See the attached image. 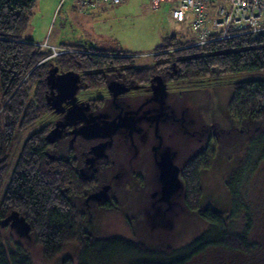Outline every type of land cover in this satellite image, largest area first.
<instances>
[{
    "label": "water",
    "instance_id": "water-1",
    "mask_svg": "<svg viewBox=\"0 0 264 264\" xmlns=\"http://www.w3.org/2000/svg\"><path fill=\"white\" fill-rule=\"evenodd\" d=\"M72 1L65 0L59 6L58 0L55 14ZM55 57L42 62H47L41 81L46 85L44 101L48 109L38 122L54 123L46 140H95L84 152L80 173L85 177L98 171L101 160L113 162L112 175L96 189L86 197L69 198L72 205L82 206L85 212L86 235L97 241L121 239L148 248L180 249L208 229L209 222L203 215L207 208L223 214L226 221L232 209L228 178L238 168L249 139L262 122H241L231 112L234 84L239 81L236 76L221 74L214 68L205 77L178 78L177 63L172 61L165 72L154 73L147 81L111 75L104 87L88 89L83 72L62 67ZM169 74L175 77L169 78ZM98 97L104 104L92 110L90 101ZM212 138L214 160L200 171L199 207L190 208L184 198L187 186L183 167L188 159L202 153ZM114 146L119 150L111 156ZM131 169L147 176L149 185L126 192L123 186ZM112 188L116 189L117 204L111 208L100 206L110 198ZM0 230L5 238L13 237L22 247H37L32 251L33 264H46L47 258L38 248L42 245L35 244L31 224L18 210L0 217ZM81 243H64L50 264H63L67 258L78 264Z\"/></svg>",
    "mask_w": 264,
    "mask_h": 264
},
{
    "label": "trees",
    "instance_id": "trees-1",
    "mask_svg": "<svg viewBox=\"0 0 264 264\" xmlns=\"http://www.w3.org/2000/svg\"><path fill=\"white\" fill-rule=\"evenodd\" d=\"M36 1L0 0V217L10 210H18L31 224L35 244H42L44 247L38 248L44 256L50 257L61 249L64 243L80 240L81 219L73 215L74 209L66 203L61 194L68 179L78 185L79 178L68 162H52L47 159L45 151L48 144L44 137L46 129L30 137L20 149L16 161L12 160L17 150H14L13 144L18 132L47 111L44 101L46 85L41 81L47 69V62L37 64L51 51L42 50L40 45L31 39L21 37L28 14ZM191 43L192 41L182 42L175 35L166 37L165 44L158 47L154 54L153 63L147 66L134 64L133 55H129L122 48L103 51L82 42L71 46L76 49L74 52L61 51V54H56L55 60L66 69L84 72L87 84L89 82L91 85L97 83L94 78L99 74V70L112 65H127V80L146 81L151 73L164 71L172 61L177 63L180 78L205 77L210 75L214 68L222 74L236 76L239 81L234 84L231 112L241 122L249 119L262 120L260 129L253 137L248 160L237 182L233 183L234 188L232 187L236 203L240 205V212L245 210L248 216L249 207L239 195V184L242 177L253 168L252 158L256 156L260 159L264 155V35L243 33L205 44L190 45ZM106 52L127 53V56L119 58L101 54ZM26 76L27 81H24ZM213 157L214 149L210 145L204 155L189 162L184 169V178L188 183L186 203L191 208H197L199 204L197 171L210 165ZM72 187L83 189V185ZM86 187L88 188L83 190H90L92 184L87 183ZM206 215L210 221L209 227L197 240L189 244L192 247L164 250L142 245L143 247L138 248L141 252L139 256L143 258L137 263L185 264L194 255L212 246H223L246 253L253 248L252 244L245 240V235H241L237 230V223L227 225L222 216L215 212ZM247 216L248 229L250 219ZM114 242L137 247L121 239L94 241L86 238L81 255L90 253L94 244L107 245ZM19 245L14 242L13 237L5 238L0 230V264H33L32 251L37 247ZM107 253L106 247H101L97 251L98 262L103 260V255L105 258L112 256Z\"/></svg>",
    "mask_w": 264,
    "mask_h": 264
},
{
    "label": "rangeland",
    "instance_id": "rangeland-1",
    "mask_svg": "<svg viewBox=\"0 0 264 264\" xmlns=\"http://www.w3.org/2000/svg\"><path fill=\"white\" fill-rule=\"evenodd\" d=\"M218 2L219 0L216 5ZM57 5L58 0H37L28 14L26 27L21 33L22 39H31L32 42L40 45V49L51 51L45 58L57 56L56 53L61 54V51L74 52L75 48L64 44L82 42L103 51L122 48L129 55H133L134 64L147 66L153 63V56L157 48L165 44L166 37L175 35L178 40L184 42L192 41L198 36V32L194 31L188 20L180 22L169 16V10L175 5L174 2H162L158 9L152 6L151 0H126L118 6L103 3L79 9L72 1L69 5H63L66 9L61 7L55 14ZM127 53L110 54L106 52L101 54L126 58ZM43 60L44 58L37 65L42 64ZM24 81H27V76ZM35 122L26 124L18 132L13 144L14 150L17 149L13 161H16L24 143L37 132H41L40 123ZM247 185L245 192L253 215L248 234L255 246L247 253L226 249L223 246L208 247L202 253L194 255L185 264H226L228 261L264 264V155L256 162L254 173ZM92 247L94 248L90 253L82 255L80 253L78 264H138L140 258H143L139 256L140 248L131 244L114 242L107 245L94 244ZM101 247H106L107 254L112 255V258H105L106 256L103 255V260L98 262L97 251ZM53 255L44 256L47 258L44 262L50 264V261L55 258ZM58 259L57 262L61 263ZM108 259L110 260L107 261ZM63 264L77 263L67 258Z\"/></svg>",
    "mask_w": 264,
    "mask_h": 264
},
{
    "label": "flooded vegetation",
    "instance_id": "flooded-vegetation-1",
    "mask_svg": "<svg viewBox=\"0 0 264 264\" xmlns=\"http://www.w3.org/2000/svg\"><path fill=\"white\" fill-rule=\"evenodd\" d=\"M111 63H113V61H111ZM169 64H167V66H166L164 71H161V70L154 71L149 76L153 75L156 72L157 73L165 72L169 68ZM126 70H127V65L126 66L125 65H120V66L119 65H112V66H109V68L101 69V70H99L101 72V74L99 72V74L96 76V78H94L95 79L94 81L97 82L95 85L94 84L91 85L89 82L87 84V82L85 80L86 79V74L83 72L85 87L88 88V89L102 88V87H104L105 82H106V78L108 76L113 75L114 77L121 79V78L125 77ZM149 76H148V78H149ZM174 77L175 76L173 74H169V78H174ZM100 78H101V80H100ZM148 78H147V80H148ZM178 78H180V77H178ZM125 79L127 80L126 77H125ZM99 81L100 82L102 81V82L99 83ZM103 104H104V100H103L102 97H98L97 99L90 101V106H91L92 110H95V109L101 107ZM46 108L48 109V107H46ZM38 119L39 118L36 119V122H38ZM39 123H40L39 125H41V129H46L44 137L46 136L47 132L54 126L53 122L48 124L44 120L39 122ZM255 134H254V136H255ZM253 137L251 139H249V141H248V145H247L244 157L242 158L240 164L238 165V168L228 178V186H229V188L231 190V194H232V209H231V212H230V216L225 221L224 218H223V214L217 213L219 216H222V219L226 222L227 225H229L232 222L237 223L238 224L237 230L240 232L241 235H245V240L248 241L249 243H251L252 247L255 246V244L249 238V234L248 233L250 232V227L248 229L246 228V226H247V218H246L247 214L245 213V210H243V212H240V205H238V203H236V197H235L236 195H235V191L233 189L235 185H233V183L235 184L237 182V179L239 178V174L242 172V168H243V166L245 165V163L248 160L247 155H249L248 153L251 150L250 147L253 145V142H252ZM45 140H46V138H45ZM119 141L120 140H118V142ZM90 142L94 143L95 140H92ZM90 142H87L86 140L80 139V138H78V140H74L73 142H71L70 139H69V141H64V142H61V141L48 142L46 140V143L48 144V148L45 151V155H46L47 159L51 160L52 162H55V161H66V162H68L73 167L75 173L77 174V176L79 178V180L77 181L78 185H76L75 183H72V179H68L67 184L64 186L63 190L61 191V194L65 197V199L67 201L66 203L72 209H74L73 215H75L78 219H81L80 220L81 221V232H80V236L81 237H80V240H76V241H81L82 242L81 243L82 244V249H83V247L85 245L86 238H91L90 236L86 235L84 233V231H83V220H84L85 212H83L82 206H79V208H78V207L72 205V203H71L69 198H72L74 196L86 197L88 192L96 189L98 187L99 183L102 182V181H105V179H107L110 174L112 175V172L114 171L113 167H112V165H113L112 160L111 159H106V160H101L100 161L98 171L95 174H93L92 176L85 177V176H83L80 173V167L84 164V152L86 150H88L89 145H91ZM214 144H215V141L212 138L211 142L208 145V147L202 153L197 154L194 157H192V158H190V159H188L186 161V163H185V165L183 167V171H182V177L183 178H184V169H185L186 165L189 162L194 161L195 159H197L201 155H204L206 153V151L209 149L210 145L213 146V149H214ZM116 147L117 146H114L110 150L111 156H115L118 153L119 149L116 148ZM123 147L121 146V148H123ZM48 151H49V153H48ZM120 153H121V155L124 156V152L122 150H121ZM126 158H128V157H126ZM253 158H255V160H252V161H254L253 168L249 170V172L244 176V178L242 177L241 182L239 184L241 186L239 188V195H240V197L244 198L245 204H247L248 207H249V209H248L249 210V214H248L247 217H249V219H250V226H251V220L253 219V215L251 213L250 204L247 202L245 189H246V186H248L247 184H248L251 176L254 173L256 162L259 160V159L257 160L256 156L253 157ZM213 160H214V157H213ZM213 160H212V163H213ZM212 163L210 165H208L206 167H203V168H201L200 170L197 171V183H198L197 185H198V189H199L198 202L200 200V195H201V190H200V187H199V183H200L199 182V173H200L201 170L209 168L212 165ZM141 166H142V164H140V168H142ZM132 169L130 170V172H129V174H128L127 178L125 179V182H124L123 188H124V190H126V192H129V191L131 192V190L133 188H135V187L136 188H138V187L139 188H144L146 185H149V182H150L148 177L144 176L142 174V172L136 171V170L132 171ZM110 179H111V177H110ZM184 180H185V178H184ZM185 182H186V186H187V190H188V183H187L186 180H185ZM87 183L88 184H92V188L90 190H83L85 188H88V187H86ZM72 185L78 186V187H81L83 185V189L79 190L78 188H73ZM115 191H116V189L115 190L114 189L110 190V192H109L110 193V198L104 200L100 206L105 207V208L114 207L117 204V200L114 197ZM186 195H187V192H186L185 197H184L185 198V202H186ZM236 204H237V207H236ZM187 206H188V204H187ZM198 207H199V204H198ZM197 208H194V209H197ZM209 213H214V212H212L211 208H207L203 212V215L208 220V222L210 224V221H209V219H208V217L206 215V214H209ZM113 240H120V239H113ZM129 243H131V242H129ZM11 244L13 245V243H11ZM37 244H40V243H37ZM132 244H134V243H132ZM134 245L137 246V247H141L142 246L140 244H134ZM19 246H21V245H19ZM42 247H44V246L42 245ZM186 247H192V245H187ZM81 252H82V250H81ZM180 252H181V250H180ZM226 264H245V263L240 262V261H237V262L228 261V262H226ZM258 264H262V263H258Z\"/></svg>",
    "mask_w": 264,
    "mask_h": 264
},
{
    "label": "built area",
    "instance_id": "built-area-1",
    "mask_svg": "<svg viewBox=\"0 0 264 264\" xmlns=\"http://www.w3.org/2000/svg\"><path fill=\"white\" fill-rule=\"evenodd\" d=\"M65 0H60L59 6ZM77 8L90 5H118L124 0H73ZM171 0H152L156 9L162 2ZM212 0H178V6L170 9V16L176 21L191 19L198 36L190 45L205 44L209 41L230 38L243 33L264 35V0H219L215 8L210 7ZM219 5V7H218ZM252 8V9H250Z\"/></svg>",
    "mask_w": 264,
    "mask_h": 264
},
{
    "label": "crops",
    "instance_id": "crops-1",
    "mask_svg": "<svg viewBox=\"0 0 264 264\" xmlns=\"http://www.w3.org/2000/svg\"><path fill=\"white\" fill-rule=\"evenodd\" d=\"M151 1H152V0H151ZM125 2H126V0H124L122 3H120V4H118V5H121V4L125 3ZM164 2H169V3L174 2L175 5L172 6V7H176V6H178V4H179V3H178V0H171V1H164ZM215 3H217V0H212L211 3H210V6H213V7H214V6H215ZM118 5H117V6H118ZM161 5H162V4H161ZM161 5H160V7H161ZM170 5H171V4H170ZM172 7H171V8H172ZM94 8H95V7H94ZM171 8H170V9H171ZM169 16H170V10H169ZM170 17H171V16H170ZM188 23H191V19H190V18H189V20H188ZM180 41H181V40H180ZM187 41H188V40H186L185 42H187ZM189 41H190V40H189ZM40 42H42V41H40Z\"/></svg>",
    "mask_w": 264,
    "mask_h": 264
},
{
    "label": "bare ground",
    "instance_id": "bare-ground-1",
    "mask_svg": "<svg viewBox=\"0 0 264 264\" xmlns=\"http://www.w3.org/2000/svg\"><path fill=\"white\" fill-rule=\"evenodd\" d=\"M56 54H58V53H56ZM55 55V54H54Z\"/></svg>",
    "mask_w": 264,
    "mask_h": 264
}]
</instances>
